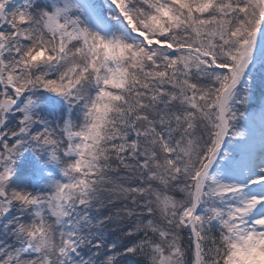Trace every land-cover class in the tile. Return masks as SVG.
I'll list each match as a JSON object with an SVG mask.
<instances>
[{
  "label": "snow or ice",
  "instance_id": "snow-or-ice-1",
  "mask_svg": "<svg viewBox=\"0 0 264 264\" xmlns=\"http://www.w3.org/2000/svg\"><path fill=\"white\" fill-rule=\"evenodd\" d=\"M0 264H264V0H0Z\"/></svg>",
  "mask_w": 264,
  "mask_h": 264
}]
</instances>
